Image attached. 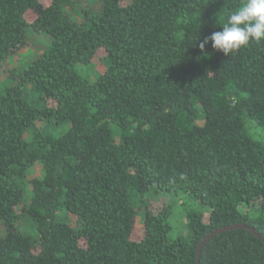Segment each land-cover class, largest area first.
<instances>
[{
    "label": "trees",
    "instance_id": "1",
    "mask_svg": "<svg viewBox=\"0 0 264 264\" xmlns=\"http://www.w3.org/2000/svg\"><path fill=\"white\" fill-rule=\"evenodd\" d=\"M73 2L0 0V69L30 30L52 37L0 89V264H264V142L246 125L264 129V41L199 47L242 0H99L83 22ZM152 191L199 200L208 221L190 210L189 236L171 235ZM232 225L261 238L221 232L199 256Z\"/></svg>",
    "mask_w": 264,
    "mask_h": 264
},
{
    "label": "rangeland",
    "instance_id": "2",
    "mask_svg": "<svg viewBox=\"0 0 264 264\" xmlns=\"http://www.w3.org/2000/svg\"><path fill=\"white\" fill-rule=\"evenodd\" d=\"M72 2L74 0H71ZM45 5H50L51 0H43ZM89 7L91 10H98L100 7L99 0H83L81 3H76L75 1L71 4L64 5V11L68 13L72 18L78 22H83L85 19L84 6ZM29 20H34L35 14L29 13ZM28 45L17 53L11 55L3 64L0 69V89H3L5 86H11L15 83V71H21L27 68L37 57L49 49L52 44V37L46 32H28ZM93 72L87 71L86 67L80 68V75L85 78V75L91 79H94L98 72L102 73L105 71V65L103 61V55L99 56V58L94 62L92 67ZM249 135L254 139L264 142V129L254 127L250 121L246 123ZM43 126V125H40ZM38 174V171L34 169L31 171L30 177L28 179H32L35 175ZM154 191V190H153ZM151 193L154 195L149 201L150 207L152 206V210L155 212H159L164 207H170L171 216L170 222L172 225L171 235L173 236H185L188 237L190 231L187 228V219L186 213L190 210H196L203 214L204 221H208L210 216V207L202 204L199 200L189 197L185 194H174L165 191H157ZM29 199L27 198L25 203ZM152 204V205H151ZM136 209L138 210V214L143 217L142 210L139 208V205L136 204ZM138 215V216H139ZM69 220L73 226H78L77 218L75 215H69ZM36 227L34 224L23 222L21 225V229L25 232H28L30 235H37L35 232ZM144 235V226L142 220L139 218L137 225L135 227L133 238L135 240H139Z\"/></svg>",
    "mask_w": 264,
    "mask_h": 264
},
{
    "label": "clouds",
    "instance_id": "3",
    "mask_svg": "<svg viewBox=\"0 0 264 264\" xmlns=\"http://www.w3.org/2000/svg\"><path fill=\"white\" fill-rule=\"evenodd\" d=\"M221 28L199 43L201 50L211 42L213 49L229 56L252 42L264 41V0H242Z\"/></svg>",
    "mask_w": 264,
    "mask_h": 264
},
{
    "label": "water",
    "instance_id": "4",
    "mask_svg": "<svg viewBox=\"0 0 264 264\" xmlns=\"http://www.w3.org/2000/svg\"><path fill=\"white\" fill-rule=\"evenodd\" d=\"M238 228L249 229L254 234H256L259 238H261V235L254 228L248 227L246 225H232V226L220 228V229H217L216 231L210 233L209 235H207V237L202 241V243L200 244L199 249H198L199 256H200V253H201L203 247L209 242V240L213 236H215L216 234H219L221 232L231 231V230L238 229Z\"/></svg>",
    "mask_w": 264,
    "mask_h": 264
}]
</instances>
